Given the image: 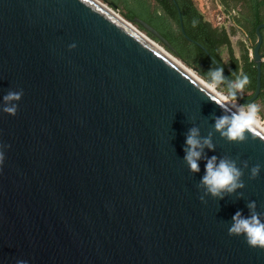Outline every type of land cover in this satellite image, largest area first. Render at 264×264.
Listing matches in <instances>:
<instances>
[{
	"label": "water",
	"instance_id": "obj_1",
	"mask_svg": "<svg viewBox=\"0 0 264 264\" xmlns=\"http://www.w3.org/2000/svg\"><path fill=\"white\" fill-rule=\"evenodd\" d=\"M174 2L185 37L231 80L186 33ZM132 22L179 54L149 22ZM263 29L256 88L243 104L261 93ZM21 89L17 114L4 112L3 96ZM225 114L99 1L0 0V264H264V249L228 234L237 211L250 215L249 201L264 213V140L222 138L214 117ZM194 126L201 137L214 132L206 157L239 158L245 188L200 200L207 161L193 173L184 160Z\"/></svg>",
	"mask_w": 264,
	"mask_h": 264
},
{
	"label": "clouds",
	"instance_id": "obj_2",
	"mask_svg": "<svg viewBox=\"0 0 264 264\" xmlns=\"http://www.w3.org/2000/svg\"><path fill=\"white\" fill-rule=\"evenodd\" d=\"M75 43L69 45L70 48H75ZM201 84V90L206 91L210 99L214 101L227 114L214 117L215 132H219L221 137L229 142H245L251 138L255 140L259 137L264 140V119L260 116V107L255 103L245 105L232 106L231 102L237 100L243 95L246 86L250 83L249 77L246 74L237 76L235 80H229L224 76L222 67L210 69L207 73V78H198ZM227 84V93L224 94L218 91L220 85ZM23 97V90L9 91L3 96L5 104L2 110L10 115H16L18 104L11 103L20 101ZM235 107V110H233ZM214 132L210 131L206 137H201L199 127H192L186 135L185 140V156L184 160L189 166L191 172L200 171L199 161L206 159L205 175L202 177L198 187L205 189L204 195L199 198L205 201V196L211 194L212 197L224 198L225 193H234L238 188H245V182L242 177L244 171L238 167V159H233L229 156L219 158L212 156L206 157L203 153L205 147L214 150L212 137ZM5 145L0 144V166L5 161ZM7 147H10L8 145ZM249 167L248 161H243V168ZM261 165L256 164L250 169V179H256L261 171ZM242 195V194H241ZM247 207L250 210V215L245 217L240 211H237L232 217L233 223L228 228L230 236L244 235L247 244L252 248L264 249V221L261 217L264 213L257 212L256 201H249ZM17 264H27V261L19 260Z\"/></svg>",
	"mask_w": 264,
	"mask_h": 264
},
{
	"label": "trees",
	"instance_id": "obj_3",
	"mask_svg": "<svg viewBox=\"0 0 264 264\" xmlns=\"http://www.w3.org/2000/svg\"><path fill=\"white\" fill-rule=\"evenodd\" d=\"M106 1L110 2L113 6H122L123 9H125V17L131 21L137 16L149 22L175 46L179 52L178 56L190 66H193V64L192 60H189L190 57L187 55V53H189L192 58H195L201 62L202 69L200 70V74L206 76L210 69L216 68V65L206 54V52L198 44L185 37L180 25V15L178 8L174 0H152L157 4V7L155 8L152 7L151 0ZM176 1L181 10L183 25L186 33L192 39L203 44L210 51V53L215 58H217V60L227 69L232 80H235L236 77L240 76L241 74H246L249 77L250 83L246 86L245 90L251 91V94L249 96H242L246 98L251 97L256 88L257 70L254 58L250 59L248 55L245 54L243 59L240 60L234 56L231 40L227 30L216 27L210 21H208L194 0ZM247 4L251 5V21L254 25L252 33L254 32L256 34V27L260 23L264 22L261 17V9L264 5V0H247ZM236 21L239 24H242V21L239 18H237ZM176 26L178 28H176ZM223 47H226L230 53L229 66L224 63L221 57V50ZM261 54L264 58V41L261 47ZM224 85L227 88V84L225 83ZM258 100L264 102V60L262 63L261 93L255 101Z\"/></svg>",
	"mask_w": 264,
	"mask_h": 264
},
{
	"label": "rangeland",
	"instance_id": "obj_4",
	"mask_svg": "<svg viewBox=\"0 0 264 264\" xmlns=\"http://www.w3.org/2000/svg\"><path fill=\"white\" fill-rule=\"evenodd\" d=\"M111 8H113L117 13L123 15L125 17L124 11L122 6H113L110 2L106 0H102ZM197 4L198 8L201 10L205 18L210 21L214 26L219 28H224L227 30L234 56L239 58L240 60L243 59L245 54L251 59L253 58V49L257 41V36L253 31V23L251 21L252 15L250 11V4H247V0H194ZM152 7H157V4L152 1ZM261 17L264 21V5L261 9ZM239 18L242 21V24H239L236 19ZM129 20V19H128ZM130 21V20H129ZM135 26H137L140 30L148 34L157 43L162 45L167 51L175 54L171 50H169L161 41L156 39L153 35H151L148 31H146L141 25L132 22ZM176 28H178L176 26ZM177 55V54H175ZM187 55L190 57L189 60H192V64L196 71L200 74V70L202 69L201 62L197 59L192 58L189 53ZM178 56V55H177ZM221 57L229 66V59L230 53L226 47H223L221 50ZM202 75V74H201ZM206 78V76L202 75ZM220 90L227 93L228 89L224 84L220 85ZM251 91L244 90L243 95L249 96ZM240 102V101H239ZM242 105L247 106L248 104ZM260 107V116L264 119V102L261 100L255 101Z\"/></svg>",
	"mask_w": 264,
	"mask_h": 264
},
{
	"label": "bare ground",
	"instance_id": "obj_5",
	"mask_svg": "<svg viewBox=\"0 0 264 264\" xmlns=\"http://www.w3.org/2000/svg\"><path fill=\"white\" fill-rule=\"evenodd\" d=\"M99 1L101 4H103L106 8H108L110 11H112L114 14H116L118 17H120L123 21L127 22L128 24H130L136 31H138L140 34H142L145 38H147L151 43H153L156 47H158L159 49H161L164 53L167 54L168 57H170L174 62H176L181 68H183L188 74H190L193 78H195L198 82L199 79L198 78H205L203 77L201 74L198 73V71H196L195 68H193L192 66H190L189 64H187L181 57L167 51L162 45H160L159 43L156 42V40H154L152 37H150L148 34H146L145 32H143L142 30H140L137 26H135L133 23H130V21L124 17L123 15L117 13L113 8H111L109 5H107L105 2H103L102 0H97ZM218 91L226 94L225 92H223L222 90L218 89ZM232 106L235 105H242L238 100L232 101L231 102ZM233 109L235 110V107H233Z\"/></svg>",
	"mask_w": 264,
	"mask_h": 264
},
{
	"label": "flooded vegetation",
	"instance_id": "obj_6",
	"mask_svg": "<svg viewBox=\"0 0 264 264\" xmlns=\"http://www.w3.org/2000/svg\"><path fill=\"white\" fill-rule=\"evenodd\" d=\"M263 60H264V58H263Z\"/></svg>",
	"mask_w": 264,
	"mask_h": 264
}]
</instances>
